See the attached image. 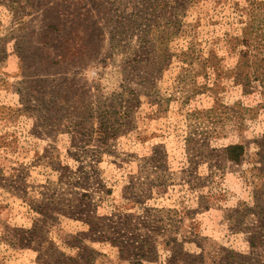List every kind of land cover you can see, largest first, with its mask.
Instances as JSON below:
<instances>
[{
  "label": "rangeland",
  "instance_id": "374dc122",
  "mask_svg": "<svg viewBox=\"0 0 264 264\" xmlns=\"http://www.w3.org/2000/svg\"><path fill=\"white\" fill-rule=\"evenodd\" d=\"M0 264H264V0H0Z\"/></svg>",
  "mask_w": 264,
  "mask_h": 264
},
{
  "label": "trees",
  "instance_id": "16d2710c",
  "mask_svg": "<svg viewBox=\"0 0 264 264\" xmlns=\"http://www.w3.org/2000/svg\"><path fill=\"white\" fill-rule=\"evenodd\" d=\"M226 152L231 160L239 161L244 154V147L242 145H231L226 149Z\"/></svg>",
  "mask_w": 264,
  "mask_h": 264
}]
</instances>
